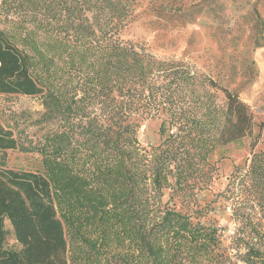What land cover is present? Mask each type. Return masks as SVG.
I'll return each mask as SVG.
<instances>
[{
    "label": "trees",
    "instance_id": "16d2710c",
    "mask_svg": "<svg viewBox=\"0 0 264 264\" xmlns=\"http://www.w3.org/2000/svg\"><path fill=\"white\" fill-rule=\"evenodd\" d=\"M138 3L0 0V94L37 96L44 131L21 141L0 122V264H264V150L229 196L259 207L238 218L232 253L220 227L169 204L195 198L210 155L250 134L253 116L184 58L124 40ZM154 117L161 140L144 145ZM14 149L41 170L8 167Z\"/></svg>",
    "mask_w": 264,
    "mask_h": 264
},
{
    "label": "rangeland",
    "instance_id": "374dc122",
    "mask_svg": "<svg viewBox=\"0 0 264 264\" xmlns=\"http://www.w3.org/2000/svg\"><path fill=\"white\" fill-rule=\"evenodd\" d=\"M119 35L157 56L184 58L248 105L253 116L252 132L215 149L209 158L212 178L195 198L188 203L174 198L169 203L193 222L220 227L223 235L218 247L232 253L238 218L252 214L253 208L259 210L256 202H239L229 196L239 187L236 174L244 172L247 158L264 150V0H139L134 16ZM41 112L37 96L0 94V122L21 141L44 132L35 124ZM160 122L157 117L142 121L141 143L160 142ZM5 162L10 168L41 170L36 154L18 149L8 150ZM167 198L165 192L163 200ZM4 224L5 246L17 250L19 244L10 225L7 221Z\"/></svg>",
    "mask_w": 264,
    "mask_h": 264
}]
</instances>
